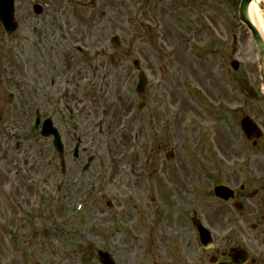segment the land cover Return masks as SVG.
Returning a JSON list of instances; mask_svg holds the SVG:
<instances>
[{"label":"rangeland","instance_id":"rangeland-1","mask_svg":"<svg viewBox=\"0 0 264 264\" xmlns=\"http://www.w3.org/2000/svg\"><path fill=\"white\" fill-rule=\"evenodd\" d=\"M238 1L15 0L17 31L7 36L0 25V264H23L29 252L36 255L29 264H94L76 257L86 249L130 264L159 259L191 232L166 217L188 176L197 178L198 205L211 219L220 212L210 195L215 185L258 189L245 213L219 221L220 231L229 230L219 243L254 233L246 219L256 209L264 214V138L252 147L239 122L250 116L264 131V96L258 52L237 24ZM258 13L264 29V0ZM134 61L147 78L139 96ZM74 87L86 102L77 109ZM137 102L141 112L126 118ZM36 113L59 131L63 174L50 160L51 139L32 129ZM75 140L88 148L76 160ZM89 155L94 161L83 171ZM84 197L79 218L67 222ZM63 236L70 241L59 243Z\"/></svg>","mask_w":264,"mask_h":264},{"label":"flooded vegetation","instance_id":"flooded-vegetation-1","mask_svg":"<svg viewBox=\"0 0 264 264\" xmlns=\"http://www.w3.org/2000/svg\"><path fill=\"white\" fill-rule=\"evenodd\" d=\"M255 190L253 195H256ZM250 197L245 188H241L240 192L234 193L231 200L226 202L216 201V221L203 215L205 221L212 227V223H218L227 218V222H234V210L237 211L236 204L240 203L242 206L241 211H237L239 216L245 213L243 203ZM196 200H194L195 202ZM193 204H188L192 206ZM195 204L193 205V207ZM190 210V213L180 214V222L184 227H189L192 231L193 220H198V211L196 208ZM249 213V211H247ZM201 216V212L199 213ZM249 216V218H247ZM246 216V220H252L250 229L254 232L252 235L247 234L241 237L231 246H223L219 243L224 241L225 237L220 236L214 241V246L210 250L204 251L196 242L195 235L185 234L184 236L177 237L179 241L173 242V248L167 251L162 257L154 260L153 258L145 261V264H264V214L261 209H256L252 214ZM175 238L174 240H176ZM110 253V252H109ZM111 260L114 264H130L128 258L119 254L110 253ZM100 264V263H98ZM135 264H137L135 262ZM143 264V263H142Z\"/></svg>","mask_w":264,"mask_h":264},{"label":"water","instance_id":"water-1","mask_svg":"<svg viewBox=\"0 0 264 264\" xmlns=\"http://www.w3.org/2000/svg\"><path fill=\"white\" fill-rule=\"evenodd\" d=\"M251 1L252 0H241L238 8V14H239V19L250 30L253 40L256 43L257 48L259 50L260 59H261V69L263 75V87H264V40L262 39L256 28L252 25L248 17V6ZM11 18H12V0H3V2L0 4V20L5 26H7V28L9 26L10 30H14V26L11 25L10 23ZM142 84H144L143 81ZM241 129L245 134L246 139L248 141H252L253 145H255L256 142L262 136L260 131L255 126V124L249 118H245L242 120ZM225 191L226 190L224 188H217L215 192L216 195L226 199L228 197L223 194ZM199 231L201 233V228H199ZM201 240L203 243L210 241L204 231L201 233Z\"/></svg>","mask_w":264,"mask_h":264},{"label":"bare ground","instance_id":"bare-ground-1","mask_svg":"<svg viewBox=\"0 0 264 264\" xmlns=\"http://www.w3.org/2000/svg\"><path fill=\"white\" fill-rule=\"evenodd\" d=\"M260 0H254V2L249 6L248 15L251 22L260 30L264 36V29L262 27L261 17L258 13Z\"/></svg>","mask_w":264,"mask_h":264}]
</instances>
